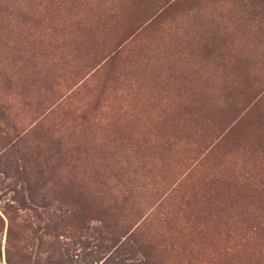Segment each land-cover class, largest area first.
Instances as JSON below:
<instances>
[{
	"label": "rangeland",
	"instance_id": "1",
	"mask_svg": "<svg viewBox=\"0 0 264 264\" xmlns=\"http://www.w3.org/2000/svg\"><path fill=\"white\" fill-rule=\"evenodd\" d=\"M0 137L18 165L0 264L20 163L130 193L115 226L141 246L101 264H264V0H0ZM37 215L14 246L32 249Z\"/></svg>",
	"mask_w": 264,
	"mask_h": 264
},
{
	"label": "trees",
	"instance_id": "2",
	"mask_svg": "<svg viewBox=\"0 0 264 264\" xmlns=\"http://www.w3.org/2000/svg\"><path fill=\"white\" fill-rule=\"evenodd\" d=\"M12 147L6 137L1 139L0 174L5 177L8 176L5 171L9 170L12 163L15 165V172L18 166L16 160H8L3 153L4 149L6 151ZM19 160L21 161L20 157ZM19 167L17 174L20 176L14 178L15 183L19 182L18 189L10 185L6 187L19 197L14 196L12 199L15 206L6 205L2 212L7 227L3 249L5 264H101L107 259L111 261V256L119 260L121 251L130 253L141 246L133 240V232L122 236L117 232L121 226H115V222L125 214L130 193L107 186L104 181H101V188L95 191H77L73 180L68 182L69 187L52 188L47 186L50 177L43 169L36 167L35 170L28 171L21 163ZM99 178L104 180L105 177L102 175ZM27 211L37 213L39 222H43L41 227L37 225L35 228L34 246L30 251L24 246L20 247L19 241L14 246L10 239L16 217H21ZM89 214L94 216L89 218L97 221L98 225L92 228V249L86 251L89 247L81 240L85 238L80 235L82 227H78V222L90 216ZM41 215L46 220L41 219ZM108 220L114 223L111 227L106 225ZM0 224L1 233V217ZM85 230L88 232L87 228ZM142 256L143 264H157L151 253Z\"/></svg>",
	"mask_w": 264,
	"mask_h": 264
}]
</instances>
